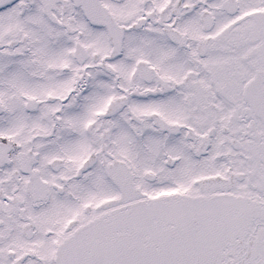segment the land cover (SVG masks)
Masks as SVG:
<instances>
[{"label": "snow or ice", "instance_id": "obj_1", "mask_svg": "<svg viewBox=\"0 0 264 264\" xmlns=\"http://www.w3.org/2000/svg\"><path fill=\"white\" fill-rule=\"evenodd\" d=\"M0 264H264V0H0Z\"/></svg>", "mask_w": 264, "mask_h": 264}]
</instances>
